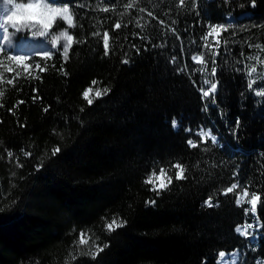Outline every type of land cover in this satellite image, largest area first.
<instances>
[{"label": "trees", "instance_id": "1", "mask_svg": "<svg viewBox=\"0 0 264 264\" xmlns=\"http://www.w3.org/2000/svg\"><path fill=\"white\" fill-rule=\"evenodd\" d=\"M54 1L73 14L49 30L73 36L67 55L0 66V264H216L234 250L264 264V0ZM94 80L108 91L90 105ZM161 168L171 183L150 190ZM241 191L260 195L255 214ZM251 222L250 243L236 229Z\"/></svg>", "mask_w": 264, "mask_h": 264}, {"label": "snow or ice", "instance_id": "2", "mask_svg": "<svg viewBox=\"0 0 264 264\" xmlns=\"http://www.w3.org/2000/svg\"><path fill=\"white\" fill-rule=\"evenodd\" d=\"M181 4H184V0H180ZM11 6L10 8L8 6ZM253 6H254V0H253ZM131 7V5H129ZM102 11H108L107 8L102 9ZM143 11V9H142ZM149 15H152V13H149ZM59 18L63 21H66L69 26L72 25L73 22V14L68 6H63V7H56L53 6L51 2H45V0H27V3H17L15 0H7L5 3L3 0V3L0 4V29H2V39H3V44H0V51L6 52L9 49H14L15 45L13 44L12 36L14 33H10L9 27L11 29H15L17 32L21 31L22 29H28L32 31V34L34 36H46L49 33V29L53 27L54 21ZM163 23V21H161ZM121 27L120 23L117 22L115 24V28L119 29ZM223 25H216L212 26L211 28V33H217ZM59 37H63L66 43L64 44L63 47V54L66 56L70 46L73 43V36L67 34L66 32L62 31L59 34ZM59 37L53 36L51 39V44L52 47L55 48L58 43ZM108 40H109V33L105 32L104 33V50H105V55L109 54L108 50ZM256 48H260V45L257 44L255 45ZM138 51V50H137ZM213 57L217 55V53H212L211 54ZM43 56L45 58L50 57V53L45 51L43 53ZM28 59V57L23 56V55H7L6 56V61L8 65H24V62ZM195 59L199 60V57H195ZM173 62H175L173 60ZM124 63H128L127 60L124 61ZM213 63H215V60H213ZM0 66H5L6 70H11L9 67L5 65L4 61H0ZM25 67H27L25 65ZM39 67V65H37ZM43 71V69H41ZM217 69L215 67L212 68V73L215 74ZM250 71H254V69H251ZM8 83H12L11 80L8 81ZM96 81H93V84H95ZM211 90L217 89V84L212 83L211 84ZM249 87H252L251 84H249ZM36 89H33V92H35ZM107 89L101 90L97 88L95 90V95L97 97H100L101 95H104L107 93ZM92 92V89L89 88L85 90L84 92V98L88 100V103L91 105L92 104V99L89 98V94ZM0 95H3V93H0ZM205 97L209 96V92L205 91L203 93ZM257 95L264 96V92H258ZM35 99V97H34ZM18 103H24V101H19ZM47 111V109H45ZM237 124H239V121H237ZM173 128H177L179 126V122L174 118L172 121ZM190 131V129H189ZM201 138L211 136V140L215 143L217 142V136L212 135L210 132L203 131L201 129L198 133ZM188 144L192 148H196L197 144L189 139ZM59 149H53L52 155L55 156ZM27 155V153H26ZM9 156H11V153H9ZM173 167L176 169L175 172V178L177 180L184 179V168L180 163H176L173 165ZM167 181V182H166ZM158 182V183H157ZM146 184H152L153 188L150 190H164L165 188L168 187V185L171 183V177L167 175L166 170L164 168H161L159 171V174H156L153 172L151 175L148 176V178L145 180ZM237 188V184L233 183L231 187L227 188L225 190V194L230 193L233 191V189ZM160 192L157 191V195H159ZM245 197L249 195L248 191H245L243 194ZM261 201V197L258 193L252 192L251 193V198L247 201V203L251 206L250 209H245V213L247 214L249 211L253 214L257 212V207H258V202ZM155 201H152L154 203ZM206 205L209 207L212 206L211 204V197H209L207 200L204 201ZM236 203L239 205L241 203L240 198L238 197L236 200ZM126 223V222H125ZM113 225L115 227H122L123 223H117L116 220H113L112 225H109V231L112 230ZM248 227H252L251 224L248 225ZM240 227L236 229L237 232H240ZM81 243H84L83 238L81 239ZM107 245H105L106 247ZM103 251V248L97 247V252L96 254H93L92 258L95 259L96 255L99 254V252Z\"/></svg>", "mask_w": 264, "mask_h": 264}, {"label": "rangeland", "instance_id": "3", "mask_svg": "<svg viewBox=\"0 0 264 264\" xmlns=\"http://www.w3.org/2000/svg\"><path fill=\"white\" fill-rule=\"evenodd\" d=\"M15 2H17V1H15ZM45 2H51L53 4V6H56V7L67 6V5L57 4L54 0H45ZM2 3H3V0H0V4H2ZM17 3H27V1L26 2H17ZM8 7L10 8L11 6L9 5ZM64 22L67 24L66 21H64ZM223 27H225V26L223 25ZM9 31H10V33H14V35L12 36V40H13V44L15 45V47H14V49H9L6 52L0 51V61H4L5 65L7 67H9L11 70L14 67L18 68L19 66L14 65V64L13 65H8L7 61H6V56L7 55H23V56H26L28 58H30V56H32V55H41V56H43V53L45 51L51 53L54 49H56V47L57 48L61 47L63 49L64 44L66 43V41L64 40L63 37H59V34L62 31H64L67 34H69L68 31L65 30V29H59L56 32L49 31L48 35H46V36H34L32 34V31H30L28 29H22L21 31L17 32L15 29H11L9 27ZM53 36L59 37L57 46L55 48H53L52 44H51V39H52ZM3 43L4 42H3V39H2V29H0V44H3ZM195 57H199V56L195 55L193 57L195 61L199 62L200 61V57H199V60L195 59ZM25 65H27V64H25ZM252 81H253L252 79H249V83L250 84L253 83ZM212 83H214V80L212 78H210L209 72L208 73L206 72V79H205L206 88L201 90L202 94L205 91L212 92V93L214 92V90H211V87H210ZM260 87L261 86L255 88L254 93L256 94V96H259V95H257L258 92H262ZM89 88L92 89V92L89 94V98L90 99H92L93 97H96L95 90L97 88H99L101 90H104L98 84V82L95 83V84L92 83L91 86L88 87L87 89H89ZM201 129H203V128L200 127L197 130H194L195 134L198 133ZM203 131H204V129H203ZM205 131L206 132H210L208 130H205ZM206 138H210L211 139V136L203 137V139H206ZM217 140H218V138H217ZM244 192L245 191H241L239 194H237V198L238 197L240 198V200H241L240 204L244 205L245 209H250L251 206L247 203V201L251 198V195H248L247 197H245L243 195ZM256 223H257V225H254V223L251 222V223H248V224H243V225L238 226L241 229L240 232H238L239 235L247 237L250 243L253 242V241H256L257 238H258L257 230L260 228V223H258V222H256ZM249 224H251L252 227H248ZM109 225H112V222H109L105 227L107 229H109L108 228ZM113 228H114V225H113ZM82 238L84 240L83 244L87 243V241H86L87 238H86L85 234H81L80 235V240H79L80 242H81ZM95 252H97V247L95 248V251L93 250V253H95ZM240 257H241V251L234 250L232 252H227L225 255L218 254L217 259H216L215 262H216V264H238V260H240Z\"/></svg>", "mask_w": 264, "mask_h": 264}, {"label": "bare ground", "instance_id": "4", "mask_svg": "<svg viewBox=\"0 0 264 264\" xmlns=\"http://www.w3.org/2000/svg\"><path fill=\"white\" fill-rule=\"evenodd\" d=\"M226 253H224V252H220V255H225Z\"/></svg>", "mask_w": 264, "mask_h": 264}, {"label": "clouds", "instance_id": "5", "mask_svg": "<svg viewBox=\"0 0 264 264\" xmlns=\"http://www.w3.org/2000/svg\"><path fill=\"white\" fill-rule=\"evenodd\" d=\"M4 2L6 3V2H7V0H4Z\"/></svg>", "mask_w": 264, "mask_h": 264}]
</instances>
